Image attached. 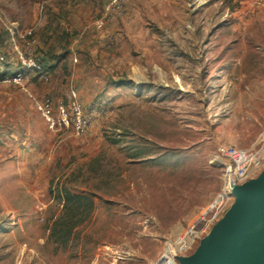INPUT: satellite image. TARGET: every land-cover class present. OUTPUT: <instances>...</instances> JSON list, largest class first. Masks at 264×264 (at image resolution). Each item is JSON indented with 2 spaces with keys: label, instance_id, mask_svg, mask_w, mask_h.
I'll return each instance as SVG.
<instances>
[{
  "label": "rangeland",
  "instance_id": "374dc122",
  "mask_svg": "<svg viewBox=\"0 0 264 264\" xmlns=\"http://www.w3.org/2000/svg\"><path fill=\"white\" fill-rule=\"evenodd\" d=\"M104 3L0 0L9 72L32 40L46 72L0 69V264H157L169 247L181 264L236 204L219 146L264 158V0H126L99 30ZM73 102L83 134L59 124ZM66 193L89 207L67 212Z\"/></svg>",
  "mask_w": 264,
  "mask_h": 264
},
{
  "label": "water",
  "instance_id": "95a60500",
  "mask_svg": "<svg viewBox=\"0 0 264 264\" xmlns=\"http://www.w3.org/2000/svg\"><path fill=\"white\" fill-rule=\"evenodd\" d=\"M229 216L181 264H264V173L233 190Z\"/></svg>",
  "mask_w": 264,
  "mask_h": 264
},
{
  "label": "built area",
  "instance_id": "2783aa9c",
  "mask_svg": "<svg viewBox=\"0 0 264 264\" xmlns=\"http://www.w3.org/2000/svg\"><path fill=\"white\" fill-rule=\"evenodd\" d=\"M125 12L126 0H105L100 18L95 22L96 28L99 30L102 29L113 19L123 17ZM35 44V40H32V42L29 43L30 51L27 52L26 55L16 44V53L19 56L23 68L20 71L16 70L13 74H11L13 76L12 80L14 82L20 81L31 72H38L42 79H46V72L45 69L42 68V64L40 62H28L26 59L28 58V55L31 56L34 54V52L31 50V47L33 49ZM5 64H8L7 57L5 54L1 53L0 66ZM12 76H5V80L9 79L11 82L12 80L10 78ZM71 107L73 110L71 116H69L63 107L60 108L59 124L67 129L72 125L78 134L87 132L89 126L93 122V116L90 114L84 115L81 106L77 102H73ZM44 116L48 122L55 123V121L50 118L47 111H44ZM217 154L219 160L222 161V164L225 167V174L228 178V183L225 186L224 194L221 196L222 202L225 199L234 197V188L241 187L247 182L255 180L264 166V158L260 155V153H253L249 150L239 149L235 146H219ZM185 249H188V247L184 246L178 251H185ZM177 256L178 255L173 251V248L169 247L163 258L157 264H178Z\"/></svg>",
  "mask_w": 264,
  "mask_h": 264
},
{
  "label": "trees",
  "instance_id": "16d2710c",
  "mask_svg": "<svg viewBox=\"0 0 264 264\" xmlns=\"http://www.w3.org/2000/svg\"><path fill=\"white\" fill-rule=\"evenodd\" d=\"M43 64H45L43 62ZM6 67L5 76L11 75L13 72L10 71V68H8L7 64L0 66V69L2 67ZM12 70V69H11ZM1 77V76H0ZM64 203H65V209L67 212L69 211H79L82 209V206H84V203H87V207H89V200L86 199L84 196L80 195H72L70 193H66L64 196ZM65 213V215L60 218L54 227L53 235L56 238V243L63 244L65 247L67 246L69 242L70 236L73 234V232L77 229L79 226L78 220H76V217L69 216L68 213ZM75 214V213H74ZM89 215V214H87ZM76 216V215H75Z\"/></svg>",
  "mask_w": 264,
  "mask_h": 264
},
{
  "label": "bare ground",
  "instance_id": "6f19581e",
  "mask_svg": "<svg viewBox=\"0 0 264 264\" xmlns=\"http://www.w3.org/2000/svg\"><path fill=\"white\" fill-rule=\"evenodd\" d=\"M235 189V188H234Z\"/></svg>",
  "mask_w": 264,
  "mask_h": 264
}]
</instances>
